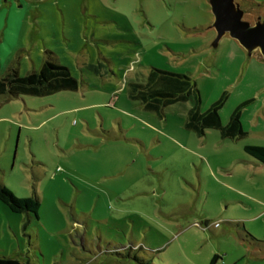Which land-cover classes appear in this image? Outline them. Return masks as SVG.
Wrapping results in <instances>:
<instances>
[{
  "label": "rangeland",
  "instance_id": "374dc122",
  "mask_svg": "<svg viewBox=\"0 0 264 264\" xmlns=\"http://www.w3.org/2000/svg\"><path fill=\"white\" fill-rule=\"evenodd\" d=\"M264 20V0H233ZM210 0H0V77L47 51L76 90L0 95V185L40 207L0 202V256L30 264H264V59L217 32ZM89 64L96 68L90 69ZM190 77L225 125L184 126L194 97L160 113L128 96L151 69Z\"/></svg>",
  "mask_w": 264,
  "mask_h": 264
},
{
  "label": "trees",
  "instance_id": "16d2710c",
  "mask_svg": "<svg viewBox=\"0 0 264 264\" xmlns=\"http://www.w3.org/2000/svg\"><path fill=\"white\" fill-rule=\"evenodd\" d=\"M1 67V64H0ZM90 69H95L89 64ZM77 79L71 74L69 68L55 61L47 51L46 57L38 70L28 71L20 75L16 67L10 69L0 77V95L8 98L19 95L46 96L64 90H76ZM195 84L190 77L157 68L150 70L144 83H129L128 96L139 101L145 110L160 113L162 108L176 101H185L192 95L194 105L188 110L184 126L203 136L208 128L218 129L221 137L240 139L246 135L241 122V108L237 107L231 113L228 122L223 125L219 114L225 96L222 95L206 110L199 109L200 98L195 93ZM244 151L259 163L264 164V146L246 144ZM0 202L12 212L28 213L35 217L40 207L38 197H18L5 185H0ZM0 264H30L14 257L0 256Z\"/></svg>",
  "mask_w": 264,
  "mask_h": 264
},
{
  "label": "water",
  "instance_id": "95a60500",
  "mask_svg": "<svg viewBox=\"0 0 264 264\" xmlns=\"http://www.w3.org/2000/svg\"><path fill=\"white\" fill-rule=\"evenodd\" d=\"M217 32L215 44L225 34L236 39L251 54L258 49L264 59V20L254 24L243 19V10L233 0H210Z\"/></svg>",
  "mask_w": 264,
  "mask_h": 264
}]
</instances>
